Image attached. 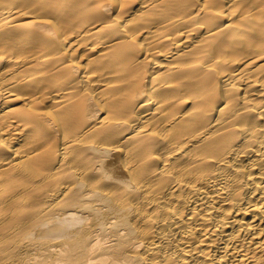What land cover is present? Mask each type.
<instances>
[{
    "label": "bare ground",
    "instance_id": "1",
    "mask_svg": "<svg viewBox=\"0 0 264 264\" xmlns=\"http://www.w3.org/2000/svg\"><path fill=\"white\" fill-rule=\"evenodd\" d=\"M0 264H264V0H0Z\"/></svg>",
    "mask_w": 264,
    "mask_h": 264
}]
</instances>
